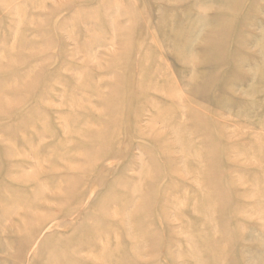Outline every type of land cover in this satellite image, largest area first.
<instances>
[{
    "label": "rangeland",
    "instance_id": "374dc122",
    "mask_svg": "<svg viewBox=\"0 0 264 264\" xmlns=\"http://www.w3.org/2000/svg\"><path fill=\"white\" fill-rule=\"evenodd\" d=\"M0 264H264V0H0Z\"/></svg>",
    "mask_w": 264,
    "mask_h": 264
}]
</instances>
